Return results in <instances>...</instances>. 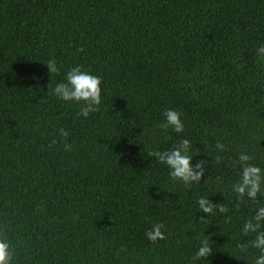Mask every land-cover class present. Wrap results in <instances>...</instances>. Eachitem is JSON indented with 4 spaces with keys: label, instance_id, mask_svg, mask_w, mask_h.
<instances>
[{
    "label": "trees",
    "instance_id": "16d2710c",
    "mask_svg": "<svg viewBox=\"0 0 264 264\" xmlns=\"http://www.w3.org/2000/svg\"><path fill=\"white\" fill-rule=\"evenodd\" d=\"M261 45L264 0H0V230L11 264H254L259 250L237 245L254 239L242 228L264 196L238 201L232 162L246 153L264 170ZM76 66L101 78L100 110L87 118L54 94ZM165 110L181 113L182 133L157 127ZM182 139L198 150L193 167L208 162L199 185L147 156ZM201 197L229 211L206 215ZM156 223L167 238L151 243ZM204 239L212 254L193 261Z\"/></svg>",
    "mask_w": 264,
    "mask_h": 264
},
{
    "label": "clouds",
    "instance_id": "9594fccd",
    "mask_svg": "<svg viewBox=\"0 0 264 264\" xmlns=\"http://www.w3.org/2000/svg\"><path fill=\"white\" fill-rule=\"evenodd\" d=\"M258 56L264 57V45L256 49ZM49 74L58 73L59 68L54 59H50L45 64ZM101 78L97 75H92L81 69L80 66L73 67L66 74V82L58 83L54 89V94L57 98L65 102H73L81 104L79 116L87 118L90 113L98 112L101 103ZM164 120L157 126L161 132L182 133L184 124L181 120V113L176 110H165ZM60 136L63 138L62 143L64 151H71L72 145L66 142L68 136L67 131L60 129ZM53 139L49 147L55 144ZM193 144L188 139H182L179 144L173 146L166 151H148V157H154L159 163L166 165L169 169V176L173 181L182 182L185 187L199 185L205 173L207 165L206 160H198L193 167V156L198 153L194 149ZM216 149L223 151L225 146L219 141L215 145ZM252 156L241 153L238 158L233 161V167L237 165L240 168V179L232 185V190L237 194V199L243 202L245 198L256 201L258 195L264 196V170L250 163ZM215 163L221 162V157L217 155ZM220 178L217 177V181ZM199 209L206 215L214 214L216 210L220 213H227L229 209L223 204H213L208 198L201 197L197 201ZM239 209V203L236 205ZM204 217H201L203 219ZM230 219V217H229ZM264 223V207L256 210L255 215L246 220L242 233L247 236L250 233H255L253 240L246 244H238L237 247L241 252H247L248 247L258 249L260 255L256 257L254 264H264V230H261ZM164 228L162 223H156L150 230L146 232V238L151 243L157 240H165L167 237L161 231ZM121 251H124L122 248ZM212 254V248L209 240L201 241V246L192 257L193 261L207 259ZM13 253L8 242V238L3 230H0V264H11Z\"/></svg>",
    "mask_w": 264,
    "mask_h": 264
}]
</instances>
